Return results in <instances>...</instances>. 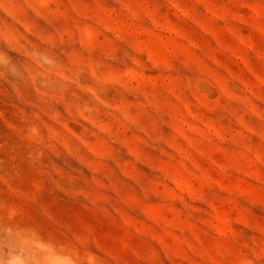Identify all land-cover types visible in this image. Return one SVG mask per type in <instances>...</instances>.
Masks as SVG:
<instances>
[{
  "label": "rangeland",
  "instance_id": "rangeland-1",
  "mask_svg": "<svg viewBox=\"0 0 264 264\" xmlns=\"http://www.w3.org/2000/svg\"><path fill=\"white\" fill-rule=\"evenodd\" d=\"M0 264H264V0H0Z\"/></svg>",
  "mask_w": 264,
  "mask_h": 264
}]
</instances>
